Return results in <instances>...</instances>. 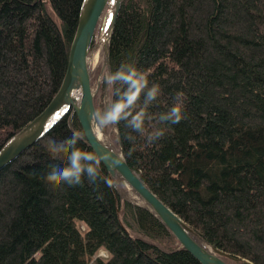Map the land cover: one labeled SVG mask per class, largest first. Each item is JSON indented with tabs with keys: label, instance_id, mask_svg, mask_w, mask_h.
<instances>
[{
	"label": "trees",
	"instance_id": "16d2710c",
	"mask_svg": "<svg viewBox=\"0 0 264 264\" xmlns=\"http://www.w3.org/2000/svg\"><path fill=\"white\" fill-rule=\"evenodd\" d=\"M83 2L0 0V150L60 89ZM109 66L112 146L226 261L264 264V0H124ZM0 264L201 263L113 187L71 108L0 171Z\"/></svg>",
	"mask_w": 264,
	"mask_h": 264
},
{
	"label": "water",
	"instance_id": "95a60500",
	"mask_svg": "<svg viewBox=\"0 0 264 264\" xmlns=\"http://www.w3.org/2000/svg\"><path fill=\"white\" fill-rule=\"evenodd\" d=\"M124 0H84L78 28L71 42L67 71L55 97L47 108L0 150V171L17 159L47 133L71 108L75 111L83 133L111 176L113 187L118 191L122 179L142 199V206L165 224L179 244L190 252L201 264H232L226 261L230 256L212 247L190 227L180 216L167 206L128 165L122 151H117L100 138L105 131L97 114L94 98L97 89L92 88V59L107 36L105 66H109L110 40ZM111 4L112 12L108 26L95 41L96 31L102 15ZM109 119L112 120L110 106L107 105ZM99 132V133H98ZM119 192V191H118Z\"/></svg>",
	"mask_w": 264,
	"mask_h": 264
},
{
	"label": "rangeland",
	"instance_id": "374dc122",
	"mask_svg": "<svg viewBox=\"0 0 264 264\" xmlns=\"http://www.w3.org/2000/svg\"><path fill=\"white\" fill-rule=\"evenodd\" d=\"M111 12H112V7L110 4L107 7V9L105 10L104 15H103L102 20H101V23L99 25V28L96 32V37H95L96 41L105 32V30L108 26L110 17H111ZM105 48H106V42L103 43V47H102L101 52H100V58L101 59L99 60V63L97 65L98 67H95L97 69H93L92 75H91L92 88H93V90L97 89V92L99 90V87L101 85V81L103 80V78H109V70L105 66ZM100 63H101V65H100ZM104 139L106 140V142H108V144H110L112 146V143H111L110 139L108 138V136L106 135V133H105ZM120 184H121V181H120L119 187H118V191H119L120 195L123 198H126L127 200L133 202L129 197V188L127 186L125 187L124 185H121V188H120ZM99 256L102 258H107L108 254L105 251H101L99 253Z\"/></svg>",
	"mask_w": 264,
	"mask_h": 264
},
{
	"label": "bare ground",
	"instance_id": "6f19581e",
	"mask_svg": "<svg viewBox=\"0 0 264 264\" xmlns=\"http://www.w3.org/2000/svg\"><path fill=\"white\" fill-rule=\"evenodd\" d=\"M103 35V34H102ZM101 37V36H100ZM107 36L105 37V40H104V42H106L107 43ZM96 41V40H95ZM104 42H102V44L100 45V47L97 49V51L95 52V54H94V56H93V59H92V69H97V68H95V67H98L97 65H98V63H99V60L101 59L100 58V52H101V49H102V47H103V43ZM102 54V53H101ZM102 56V55H101ZM100 65H101V63H100ZM99 72V71H98ZM99 133V132H98ZM99 136H100V138L101 139H103L105 142H106V140L104 139V137H102L101 136V134H99ZM108 143V142H107ZM113 147V146H112ZM116 149V148H115ZM120 181H121V184L122 185H124L125 187L127 186L128 188H129V197H130V199L134 202V203H138V204H143V201H142V199L139 197V195L135 192V191H133L122 179H120ZM120 181L118 182V187H119V183H120ZM128 190V189H127Z\"/></svg>",
	"mask_w": 264,
	"mask_h": 264
}]
</instances>
